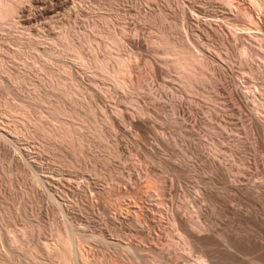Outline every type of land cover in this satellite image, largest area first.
<instances>
[{
	"label": "rangeland",
	"instance_id": "374dc122",
	"mask_svg": "<svg viewBox=\"0 0 264 264\" xmlns=\"http://www.w3.org/2000/svg\"><path fill=\"white\" fill-rule=\"evenodd\" d=\"M41 1L23 5L22 26L0 28V81L11 82V91L0 88V131L9 140L0 138V264H61L52 252L67 227L78 233L82 264H264V82L237 57L250 48L264 73L262 14L250 0ZM239 5L263 30L227 23ZM25 26L32 35L21 37ZM164 34L197 45L214 82L185 92L164 66L170 56L152 45ZM50 49L55 54L41 55ZM13 51L22 53L18 60ZM104 58L127 60L123 87L120 76L94 68ZM6 72L27 77L17 82ZM57 85L68 98L54 94ZM259 97L263 107L253 104ZM56 104L80 107L79 119L89 110L104 139L77 113L70 120L81 150L61 143L52 135Z\"/></svg>",
	"mask_w": 264,
	"mask_h": 264
},
{
	"label": "bare ground",
	"instance_id": "6f19581e",
	"mask_svg": "<svg viewBox=\"0 0 264 264\" xmlns=\"http://www.w3.org/2000/svg\"><path fill=\"white\" fill-rule=\"evenodd\" d=\"M49 1V0H48ZM67 1V0H66ZM84 1V0H83ZM225 4H227V5H231L232 6V2L230 1V0H222ZM27 2H29V0H0V28L3 26H7V27H17L16 25H18V24H21L20 23V18H19V15L21 16V14H19V13H21V12H23V5L25 4V3H27ZM30 2H31V0H30ZM64 2V1H63ZM74 2H75V0H74ZM77 2V1H76ZM247 2V1H246ZM33 3V2H32ZM32 3H30L29 4V6H31L32 5ZM41 3H43V0L41 1ZM56 3V2H55ZM248 3V2H247ZM39 4V3H38ZM51 4V3H50ZM64 4V3H63ZM66 4V3H65ZM80 4V3H79ZM78 4V5H79ZM250 5H252L253 7H254V9L255 10H257V12L259 11L261 14H262V16L264 17V0H261V1H258V0H250V3H249ZM51 5H53V4H51ZM242 5V4H241ZM28 6V7H29ZM73 6V5H72ZM247 6V5H246ZM246 6L245 7H240V5H239V9L238 10H236L237 11V14H239V15H237L236 17H237V19H235V20H232V22H227V20H225L227 23H230L231 24V27H232V24H233V26H234V23H235V25L236 26H238V27H240L239 29H245L246 31H247V28H249V27H253L254 26V24H255V28H256V24L257 23H255V18L253 17L254 16V14H252L251 13V11H249L248 9H249V7H248V9L246 8ZM28 7H25V8H28ZM33 7V6H32ZM44 7H46V6H44ZM52 7V6H51ZM54 7V6H53ZM56 7V6H55ZM54 7V8H55ZM63 7V6H62ZM37 8V7H36ZM39 8V7H38ZM42 8V7H41ZM54 8H50V9H54ZM59 8V7H58ZM228 8V7H227ZM231 8V7H230ZM236 8V7H235ZM48 9H49V7H48ZM47 9V10H48ZM56 9V8H55ZM77 9H79V8H77ZM251 9V8H250ZM30 10V9H29ZM33 10V9H32ZM44 10H45V8H44ZM43 10V11H44ZM24 11H26V10H24ZM42 11V10H41ZM67 11V10H66ZM254 11V10H253ZM31 12V11H30ZM52 12H54V10L52 11ZM56 12H57V10H56ZM59 12H61V11H59ZM231 12V11H230ZM25 13V12H24ZM23 13V14H24ZM38 13V12H37ZM43 13V12H42ZM45 13H47L46 11H45ZM83 13V12H82ZM55 14V13H54ZM232 14H234V13H232ZM258 14V13H257ZM43 15V14H42ZM45 15V14H44ZM60 15V14H59ZM226 15V14H225ZM36 16V15H35ZM54 16V15H53ZM52 16V17H53ZM238 16L240 17V18H238ZM23 17V16H22ZM32 17V16H31ZM37 17V16H36ZM35 17V18H36ZM49 17V16H48ZM47 17V15H46V18H48ZM33 18H34V15H33ZM27 19V18H26ZM29 19V18H28ZM31 19V18H30ZM37 19V18H36ZM53 19V18H52ZM264 19V18H263ZM35 20V19H34ZM33 21V20H32ZM38 21V20H37ZM230 21V20H229ZM264 21V20H263ZM31 22V21H30ZM54 22V21H53ZM257 22V21H256ZM45 23V22H44ZM56 23V22H55ZM39 25V24H38ZM258 25V24H257ZM21 26H22V24H21ZM32 26V25H31ZM30 26V27H31ZM261 26V25H260ZM2 27V28H3ZM34 27V26H33ZM238 27H237V29H238ZM41 28V27H40ZM228 28H230V26L228 27ZM257 28H260L261 29V27H257ZM256 28V29H257ZM12 29V28H11ZM34 29V28H33ZM239 29H238V31H239ZM260 29H257L258 30V32H259V30ZM31 28H28V27H23V30L22 29H20V31H22L21 32V37H24L23 35H32V33H31ZM36 30H37V28H36ZM35 30V31H36ZM231 30H234V29H230V31ZM236 30V29H235ZM234 30V31H235ZM254 31H255V29H253ZM261 30H263V29H261ZM244 31V30H243ZM242 31V32H243ZM250 31V30H249ZM64 32V31H63ZM232 32V31H231ZM253 32V31H252ZM257 32V33H258ZM264 31H262V33H263ZM39 33V32H38ZM261 33V32H260ZM61 34V33H60ZM233 34H234V36H235V32H233ZM254 34H255V32H254ZM64 35V34H63ZM70 35V37H71V34H69ZM259 35V34H258ZM59 36V35H58ZM68 36V35H67ZM75 36V35H74ZM110 36V35H109ZM233 36V35H232ZM238 36V35H237ZM236 36V37H237ZM254 36V35H253ZM263 36H264V34H263ZM17 37V36H16ZM27 37H29V36H27ZM42 37V36H41ZM47 37V36H46ZM63 37V36H62ZM61 37V38H62ZM108 37V36H107ZM113 36H110V38L108 39L109 41V43H111V45L113 44H115V45H118V43H117V40L113 37ZM39 38V37H38ZM44 38V37H43ZM60 37H58V39H59ZM20 39V38H19ZM18 39V40H19ZM36 39V38H35ZM53 39V38H52ZM63 39V38H62ZM73 39V41L75 40L74 38H72ZM55 40V39H54ZM68 40H69V38H68ZM181 40V39H180ZM33 41V40H32ZM60 41V40H59ZM63 41V40H62ZM70 41V40H69ZM152 41V40H151ZM158 41H159V39H158ZM185 41V40H184ZM5 42V41H4ZM55 42V41H54ZM57 42V41H56ZM257 42V41H256ZM259 42V41H258ZM2 43V42H1ZM65 43H66V41H65ZM65 43H63V45H65ZM75 43V42H74ZM80 43V42H79ZM76 44V43H75ZM151 44V43H150ZM194 44V43H193ZM259 44V43H258ZM60 46H61V44H59ZM62 45V46H63ZM67 46H68V44H66ZM71 45V44H70ZM120 45V44H119ZM152 45L153 46H157V45H159V46H157L158 48H160V47H162L163 48V50L165 51V53L168 55V56H170L169 57V59H165V61H166V63H165V65L164 66H166V68H169L170 70H172V71H174L175 73H176V75H177V80L180 82V84H182V88L184 89V91L185 92H187V93H195L196 92V90L198 89V87L200 86V85H204L205 83H209V84H212L214 81H213V73H211V67L209 66V64L211 63L210 61H209V59L208 58H206L203 54H200V53H198L199 51H195V47L197 46V45H194L193 47L194 48H192V47H190L189 45H187V44H185L184 42H183V40L182 41H177V40H174V39H172L171 40V38H169V36L167 35H163L162 36V38H160V41L158 42V43H155V42H153L152 43ZM58 46V45H57ZM79 46V45H78ZM108 46H110V45H108ZM66 47V46H65ZM64 47V48H65ZM112 47V46H111ZM118 47V46H117ZM3 48V49H2ZM32 48V47H31ZM34 48V47H33ZM63 48V47H62ZM71 47H69V49H70ZM253 48V47H252ZM0 49L2 50L0 53H1V56L3 55L2 54V52L4 51V52H6L5 51V49H4V47H0ZM37 49V48H36ZM59 49V48H58ZM61 49V48H60ZM250 48H248V47H243L240 51H239V54H238V61H240L239 63L240 64H244V65H246L247 67H246V70H248V73L250 74V75H252V78H257V79H261L262 78V83L264 82V73H263V71L260 69L261 67H255V65H253L252 63H251V61H250V59L251 58H249V56L250 55H252L250 52V50H249ZM259 49V48H258ZM9 50V49H8ZM39 50V49H38ZM66 50L68 51V48L67 49H63V51H65L66 52ZM72 50L74 51L73 52V54L75 53V57H76V59H80L81 61L82 60H84V58H83V56H82V53L80 52V50L76 47V46H74L73 45V48H72ZM254 50V49H253ZM11 51V50H10ZM35 51V50H34ZM34 51H31V52H34ZM255 51V50H254ZM253 51V52H254ZM262 51V50H261ZM3 52V53H4ZM8 52V51H7ZM12 52V51H11ZM10 52V53H11ZM14 52V51H13ZM39 51H37V53H38ZM69 53H70V51H68ZM9 53V52H8ZM10 53L7 55V56H9L10 55ZM204 53V52H203ZM254 53H258L257 51L256 52H254ZM262 53V52H261ZM4 54H6V53H4ZM21 54L22 53H20V52H18V51H15L14 53H12V55L16 58L18 55H20V56H18L19 58L21 57ZM36 54V53H35ZM43 54H45V55H47L48 57H50V56H52L53 54H55V52L53 51V50H45L41 55L43 56ZM64 54V53H63ZM110 54V53H109ZM28 55V54H27ZM38 55V54H37ZM260 55V54H259ZM5 56V55H4ZM24 56H25V54H24ZM218 56V55H217ZM3 57V56H2ZM25 57H27V56H25ZM32 57H33V55H32ZM37 57V56H36ZM40 57V56H39ZM111 57V56H110ZM172 57V58H171ZM262 57V56H261ZM7 58V57H6ZM11 58H13L12 56H11ZM14 58V59H15ZM23 59V58H22ZM105 59V58H104ZM211 59V58H210ZM235 59V58H234ZM259 59H260V57H259ZM16 60H18L17 58H16ZM21 60V59H20ZM27 60V59H26ZM25 60V61H26ZM30 60V59H29ZM263 60V59H262ZM262 60H260L261 62H262ZM0 61H1V59H0ZM4 61V60H3ZM22 61V60H21ZM115 61V60H114ZM233 61V60H232ZM37 62V61H36ZM80 62V61H79ZM127 62V60H125V58L124 59H122V58H117V60H116V62H111L110 61V59H105V60H103V61H101V60H99V59H94V61H93V66H94V68L95 69H98L100 72H103L106 76H108V77H110V78H112V77H119L121 74H123V68H125V67H127V66H125V67H123V65H125V63ZM2 63V62H1ZM17 63H18V61H17ZM112 63H113V65H112ZM163 63V62H162ZM228 63V62H227ZM237 64V63H236ZM1 65V64H0ZM3 65V64H2ZM260 65V64H259ZM261 66V65H260ZM65 67V66H64ZM215 67V66H214ZM264 67V66H263ZM3 68V67H2ZM2 70H5V69H2ZM2 70H1V72H2ZM49 70V69H48ZM59 70V69H58ZM125 70V69H124ZM163 70V69H162ZM169 70V71H170ZM264 70V69H263ZM6 71V70H5ZM5 71H3V72H5ZM12 71V70H11ZM127 71V70H126ZM159 71V70H158ZM167 71V70H166ZM241 71V70H240ZM58 72V71H57ZM60 73H61V71H59ZM214 72H216V71H214ZM244 72V71H243ZM7 73V75H8V77L10 76V78L11 77H13L14 78V80L15 81H20V80H22V81H24V80H26V78L25 77H27V76H24V75H22V76H24V77H22V76H17V77H14V75L13 76H11V74H8L9 72H6ZM6 73H4V74H6ZM16 73V72H15ZM17 73H19V72H17ZM60 73H58V74H56L55 73V77L57 76L58 77V75L60 74ZM20 74V73H19ZM53 74V73H52ZM126 74V73H125ZM125 74H124V76H125ZM152 74V73H151ZM154 74V73H153ZM164 74V73H163ZM243 74V73H242ZM247 74V73H246ZM51 75V74H50ZM62 75V74H61ZM122 76V75H121ZM120 76V78H118V80L120 79V81H119V85L118 86H120V87H123V84H124V82H126V80L125 79H123L122 77ZM138 76V75H137ZM244 76V75H243ZM249 76V75H248ZM53 77V76H52ZM54 77V78H55ZM143 77V76H142ZM217 77V76H216ZM250 77V76H249ZM261 77V78H260ZM7 78V77H6ZM9 78V79H10ZM127 78V77H126ZM140 78V79H139ZM138 79H137V82H135V79H134V84H136V85H134V87H133V89L135 88V90L136 89H140L141 88V86H142V84H143V80L141 79V77H139ZM58 80H59V78H57ZM149 79V78H148ZM0 80H1V78H0ZM4 80V79H3ZM62 80V79H61ZM60 80V81H61ZM125 80V81H124ZM222 80V79H221ZM253 80V79H252ZM11 81H12V79H11ZM59 81V82H60ZM117 81V80H116ZM27 82V81H26ZM58 82V81H57ZM118 82V81H117ZM131 82H132V80H131ZM217 82V81H216ZM7 84H8V82H6ZM5 83V84H6ZM11 83V82H10ZM10 83H9V86H10ZM148 83V82H147ZM259 83V82H258ZM58 84V83H57ZM62 84V83H61ZM60 83L58 84L59 86L61 85ZM118 84V83H117ZM132 84V83H131ZM146 84V83H145ZM144 84V85H145ZM255 84V83H254ZM264 84V83H263ZM57 85V87L55 88L56 89V92L55 91H53L54 92V94L55 93H58L59 94V92H60V94L59 95H57V97L59 96V98L61 97H67V95H68V97H69V94H68V92L66 93L65 92V90L63 91L62 89V85H61V88L62 89H60V87ZM128 85V84H127ZM1 86H2V88H4L3 90L5 91H7V90H10V88H9V86H6V85H4V82H2V81H0V88H1ZM64 86V85H63ZM247 86V85H246ZM246 86H245V88H246ZM250 86V85H249ZM258 86H260V85H257L256 86V89H260V87H258ZM262 86V85H261ZM50 87V86H49ZM55 87V86H54ZM125 87V86H124ZM144 87V86H143ZM1 88V89H2ZM126 88V87H125ZM128 88V87H127ZM262 88V87H261ZM0 89V90H1ZM52 90H54L53 89V87L51 88ZM132 89V90H133ZM253 89V88H252ZM263 89H264V87H263ZM216 90V89H215ZM249 90V88L247 89V91ZM257 90V91H258ZM11 91V90H10ZM9 91V92H10ZM15 91V90H14ZM59 91V92H58ZM69 91V90H68ZM263 91V90H262ZM261 91V92H262ZM48 92V91H47ZM51 91H49V94L48 95H50L51 93H50ZM52 92V93H53ZM252 92V91H251ZM254 92V91H253ZM13 93V92H12ZM72 93V92H71ZM259 93H260V90H259ZM11 94V93H10ZM262 94H264L263 92H262ZM16 95V94H15ZM52 95V94H51ZM56 95V94H55ZM195 95V94H194ZM258 95H260V94H258ZM257 95V96H258ZM263 96L264 95H262V98H263ZM41 97V96H40ZM45 98H46V96H44ZM67 97V98H68ZM44 98V99H45ZM42 99V100H41ZM40 100L43 102V98H41ZM47 99H49V98H47ZM63 99V98H62ZM40 100H39V102H40ZM51 100V99H50ZM255 100V99H254ZM38 101V100H37ZM46 101V100H45ZM57 101V100H56ZM62 101H64V100H62ZM9 102V101H8ZM263 102V100H260V97H259V99L257 100H255L254 101V103L253 104H255V106L256 107H259V106H261V107H263L264 106V104L262 103ZM46 103V102H45ZM53 103V102H52ZM61 103V102H60ZM63 103V102H62ZM9 104H10V102H9ZM32 104H34V103H32ZM42 104V103H41ZM54 104V103H53ZM262 104H263V106H262ZM12 105V104H11ZM35 105H37V104H35ZM60 105V104H59ZM57 106V104L55 105L56 107H51L52 109H50L51 111V115L53 116V119L56 121V123H57V125H56V130H57V133H53L52 135L53 136H55L54 134H56V136L59 138V141L61 142V143H63L64 141L66 142V143H68L69 145H70V147L74 150V152H77V150L78 149H80L81 150V147H82V145H83V140H82V138H78L77 137V133L78 132H76V127H74V123L72 124L71 123V120L70 119H74L75 117H73L74 116V114L75 115H77V113L79 114L80 112H77L78 110L80 111V107H76V109L75 110H77V111H74L72 108V111H70V110H68L67 108V110L65 109V108H63L62 106ZM79 105V104H78ZM78 105H76V106H78ZM7 106H8V103H7ZM75 106V105H74ZM9 107V106H8ZM25 107L27 108V110L29 111V106L27 105H25ZM260 107V108H261ZM31 108V107H30ZM87 108V107H86ZM9 109V108H8ZM16 109H18V108H16ZM84 109V108H83ZM12 110V109H11ZM140 110V109H139ZM17 111V110H16ZM83 111V110H82ZM81 111V112H82ZM12 112V111H11ZM84 114H83V117L81 116V119H79V117H80V114L79 115H77V119H79V120H82L81 122H83L82 124H84V125H86L87 126V128H89V130H93L94 132H96V133H98L99 134V138H100V136H101V138H103L104 139V136L102 137V135L103 134H100L99 132H100V129H97L98 128V126H97V124L94 122L93 123V119H92V116H91V112L89 111V110H86L85 111V109H84ZM139 112H141L142 113V111H139ZM255 112V111H254ZM258 112V111H257ZM83 113V112H82ZM73 114V115H72ZM82 115V114H81ZM25 116V115H24ZM23 116V117H24ZM260 120H262V119H260ZM75 121V120H74ZM261 123V122H260ZM95 124H96V126H95ZM80 127V126H79ZM82 127V126H81ZM81 130V129H80ZM101 133H102V130H101ZM98 136V135H97ZM0 138H2V139H4V140H7L8 138L6 137V135H4L3 133H1V131H0ZM54 138V137H53ZM8 142H9V140H7ZM11 141V140H10ZM84 147V146H83ZM79 151V150H78ZM111 151V150H110ZM110 153V152H109ZM112 154V153H111ZM39 178L37 177H35V181L36 182H39V181H41L40 179L38 180ZM40 183H42V182H40ZM194 223V222H193ZM192 222H191V224L190 225H192L193 224ZM199 223V222H198ZM67 226H70V225H66V227ZM199 226V225H198ZM191 228H192V226H191ZM200 228V227H199ZM199 228H198V230H199ZM193 229H195L196 230V224L194 223V225H193ZM194 230V231H195ZM205 232V231H204ZM57 235V238H58V240H57V242H58V245H57V247L55 248V253L54 252H52L53 254L52 255H54V257L56 256V258H58V260H60L59 262L61 263V264H75L74 263V260H73V257L72 256H74L75 257V260L77 261V258H79V255H82V254H79L78 255V252H76V246H75V241H76V238H77V234H76V232H75V230L73 229V228H71V227H67L66 228V230L65 231H62V230H59V232L58 233H56ZM83 237V236H82ZM88 236H86V238H87ZM91 237V236H90ZM89 237V238H90ZM80 238V237H79ZM85 238V237H84ZM91 238H93V239H97V242H98V240H100V241H102V243L103 242H105L106 241V239H105V241H104V237H102V236H100V235H95L94 234V236L93 237H91ZM81 239V238H80ZM89 240V239H88ZM85 241V240H84ZM90 241V240H89ZM93 241V240H92ZM100 241H99V243H100ZM83 242V241H82ZM81 242V243H82ZM109 243V242H108ZM107 243V244H108ZM225 243V242H224ZM110 244V243H109ZM79 247V246H78ZM51 248V247H50ZM52 250H54V249H52ZM51 250V251H52ZM128 250H129V247H128ZM132 250V249H131ZM133 251V250H132ZM49 253V252H48ZM132 253V252H131ZM74 254V255H73ZM77 254V255H76ZM139 256V255H138ZM135 257V256H134ZM81 258H83V256L81 257ZM80 258V259H81ZM87 258V257H86ZM133 258V257H132ZM135 258H137V256L135 257ZM134 258V259H135ZM139 258V257H138ZM79 259V261H82V260H80ZM83 259H85V258H83ZM133 259V260H134ZM147 259V258H146ZM163 259H165V258H163ZM86 260V259H85ZM85 260H83L82 262H84ZM138 260V259H137ZM141 260V259H140ZM139 260V261H140ZM157 260V259H156ZM132 261V260H131ZM135 261V260H134ZM153 262L155 261L154 259L152 260ZM202 261V264H207V263H205V261L206 260H204V259H202L201 260ZM58 262V263H59ZM87 262V260L85 261V263ZM136 262H138V261H136ZM151 262V261H150ZM149 262V263H150ZM77 263H79L78 261H77ZM84 263V264H85ZM140 263H141V261H140ZM139 263V264H140ZM146 263V262H145ZM79 264H82L81 262L79 263ZM86 264H88V263H86ZM134 264H137V263H135L134 262ZM151 264V263H150ZM171 264V263H170Z\"/></svg>",
	"mask_w": 264,
	"mask_h": 264
}]
</instances>
